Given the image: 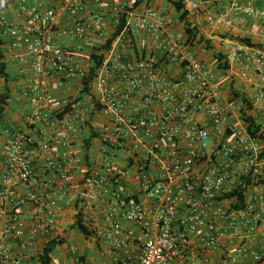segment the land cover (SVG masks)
<instances>
[{
  "label": "built area",
  "instance_id": "2783aa9c",
  "mask_svg": "<svg viewBox=\"0 0 264 264\" xmlns=\"http://www.w3.org/2000/svg\"><path fill=\"white\" fill-rule=\"evenodd\" d=\"M138 1L63 0L54 8L18 0L19 25L4 17L13 0H0V29L32 72L22 98L40 121L7 131L0 264H39L46 244L64 239L68 211L72 224L82 215L98 246L121 252V264H264V141L248 134L240 102L224 85L264 80V42L239 41L248 39L246 21L264 39V8L212 0L215 10L202 11L199 1L182 0L192 27L230 36L216 51L229 67L220 73L197 56L177 14ZM62 14L71 22L58 34L76 47L54 39ZM91 56L102 61L82 94ZM47 77L79 84L60 111L44 108ZM250 103L251 114L264 108V90Z\"/></svg>",
  "mask_w": 264,
  "mask_h": 264
},
{
  "label": "crops",
  "instance_id": "0c3cea01",
  "mask_svg": "<svg viewBox=\"0 0 264 264\" xmlns=\"http://www.w3.org/2000/svg\"><path fill=\"white\" fill-rule=\"evenodd\" d=\"M35 1L42 2L45 7H58L63 0H26L28 5L33 4ZM119 1V0H117ZM199 1V5L202 11H213L215 10V6L213 5L212 0H197ZM228 1V0H227ZM257 7L264 8V0H253ZM18 0H13V3L8 7L7 11L4 14V17L10 20L17 22V24H24V19L21 14L16 12ZM150 6L157 9L161 12H166L172 15L173 17H177V15L173 12V9L165 0H150ZM106 18L108 21V29L111 32L113 22H114V9L112 5H109L105 10ZM71 20L67 15H60L57 26L55 28V36L54 39L56 43L59 45L69 44L71 46H78L79 43L73 42L70 40H66L59 36L58 30L66 27ZM244 24H247V27H243L246 32V38L250 39L253 43L264 42V39L258 37L254 34L255 27L253 24L249 25L248 21ZM197 25H204V21L202 19L197 22ZM202 34L206 36L205 30H201ZM230 37L229 35H227ZM226 35H218L214 34L213 36L207 35L206 37L209 40H212V45L214 46L215 51H220V39L223 37H227ZM211 37V38H210ZM198 48V49H197ZM2 58H0V63H4L7 66V71L11 77L10 83V95L11 99L5 111V116L0 120V162L3 159L4 151H5V141L7 139V131H16V130H25L27 127V123H31L36 120L35 126L38 127L40 121L37 117L31 116L32 111L27 102L22 98V89L29 84V81L32 80V72L29 65H21L18 63V56L25 55L23 50L13 49L7 44L6 46L1 48ZM196 54L199 58L203 59L205 62H212L214 65L212 56L209 52L205 50V48H199V46L195 47ZM27 63L28 60H27ZM234 81V87L238 90L240 94H245L248 99L252 98L253 94L264 90V80L260 77L254 78V84L248 85L238 80L237 78H226L224 81L225 87L229 89V85L231 81ZM42 82L47 89L48 99L44 104V108L46 111L53 112L55 110H62L65 101L72 99L78 95L79 92V84L71 85L70 87L62 80H59L56 77H47L43 78ZM3 84L0 79V94L3 93ZM88 105V102L87 104ZM264 113V108H259L255 113ZM35 119V120H33ZM26 126V127H25ZM1 172V169H0ZM68 213L67 220L63 221L59 227L62 229L65 228L64 232H66L67 228L72 225V213L70 211ZM125 228L131 227L130 224H124ZM70 241L69 245H63L59 247V249H67L70 254L73 256L71 259L66 256H62L61 262L59 264H75V258L72 251H76V255L78 257L85 258V262L83 264H121L120 258L123 257L122 253H108L104 248L98 246L92 239V243L86 240L83 242L81 237L70 236V233H65V237ZM90 239V238H87ZM88 242V244H87ZM58 249V250H59ZM217 255V253H215ZM55 259V258H54ZM193 264H198V261Z\"/></svg>",
  "mask_w": 264,
  "mask_h": 264
},
{
  "label": "trees",
  "instance_id": "16d2710c",
  "mask_svg": "<svg viewBox=\"0 0 264 264\" xmlns=\"http://www.w3.org/2000/svg\"><path fill=\"white\" fill-rule=\"evenodd\" d=\"M165 1L173 9V12L178 15L179 21L184 23V31L187 35L188 43L194 47L199 46V48H205V50L211 54L213 62L216 68L220 71V73L226 72L229 69V67L223 61L222 55L215 51L212 43L209 40L205 39L201 31H199L196 27H192L191 24L189 23L187 19L188 14L184 11V5L182 3V0H165ZM138 5L150 6V0H139ZM125 23L126 20L124 17L119 20L118 24L115 27L114 32L111 35V38L108 40V44L110 43L111 40L115 39L119 35ZM8 38L9 37H6L0 29V58H2L1 48L9 44ZM239 41L247 46H256L258 48L261 47V45L253 44L252 41L249 39H239ZM91 60L92 61L89 70V75L83 81L84 87L81 91L82 94L89 93V85L93 81L102 61L101 58L96 56H91ZM0 79L4 86L3 93L0 94V120H1L5 116L6 108L11 99V95H10L11 77L7 71V66L4 63H0ZM229 95L233 99L239 100L240 102L241 105L239 111L240 118L244 123L248 134L253 138H258L264 141V121H261L255 114H251L252 105L250 103V100L245 94H240L238 92V90L234 87L233 80L230 82L229 85ZM232 195H236L238 197L239 204L244 199V192L242 189L236 190ZM131 199L134 202L137 203L139 202L136 196L132 197ZM237 207L238 205L235 206V208ZM70 229L75 231L76 233L81 234L84 238H89L93 235L92 231L88 228V226L83 223L82 215L80 213H78L75 216V222L70 226ZM69 243L70 241H68V239L66 238L64 239L54 238L51 241H49L43 249V254L40 256L39 264H53L55 261L54 259L55 255L59 247H62L63 245L66 244L69 245ZM78 259H79V264H83L85 262V258L83 257H78Z\"/></svg>",
  "mask_w": 264,
  "mask_h": 264
},
{
  "label": "rangeland",
  "instance_id": "374dc122",
  "mask_svg": "<svg viewBox=\"0 0 264 264\" xmlns=\"http://www.w3.org/2000/svg\"><path fill=\"white\" fill-rule=\"evenodd\" d=\"M209 64L211 65V67H213V69L215 70V71H217V69L214 67V65H212V62L211 61H209ZM261 121H264V113H262V112H260V113H254ZM0 148H1V146H0ZM65 233H70V236H74V237H81V239L83 240V242H86V240L87 241H89L90 243H92L93 241H92V239H87V238H84L81 234H79V233H76L75 231H73V230H71L70 228H68V230L65 232ZM87 244H88V242H87ZM62 256H66L67 258H69V259H71L73 256L70 254V252L68 251L67 252V249H59L58 251H57V253H56V255H55V261H54V263L53 264H59L60 262H61V257ZM77 256V255H76ZM75 258V257H74ZM73 259V258H72Z\"/></svg>",
  "mask_w": 264,
  "mask_h": 264
}]
</instances>
